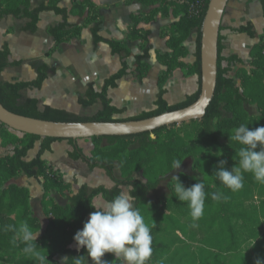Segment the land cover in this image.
<instances>
[{"label":"trees","instance_id":"1","mask_svg":"<svg viewBox=\"0 0 264 264\" xmlns=\"http://www.w3.org/2000/svg\"><path fill=\"white\" fill-rule=\"evenodd\" d=\"M32 0H0V20L12 16L16 19H28L30 23L26 30L32 33L37 32L40 22V14L53 12L62 17V22L50 30L51 36L57 46L70 42L81 35L82 28L92 25L91 29L94 45L107 44L114 56L122 59V68L115 75L105 81L103 90L97 92L94 84H90L79 103L91 107L101 103L102 109L91 118H83L65 110L39 106V100L23 96L24 90H41L48 78L49 67L42 65L38 67L37 77L30 82H1L0 81V102L9 111L25 117L47 120L52 122H123L139 121L159 116L161 114L183 109L193 104L200 95L201 89V29L210 0L205 4L199 14H196L193 6L198 0H137L146 7H158L151 12L131 18L132 27L127 41H140L142 54L136 57L137 68L133 76L141 83L150 71L149 65L150 32H141L137 29L140 23H150L156 19L158 13H168L173 8L174 15L178 21L170 26V34L166 36L168 53H157V60L166 67L159 77V93L155 102L156 109L151 112H144L139 116L117 119L116 116L123 115L126 109H119L112 105L108 98V90L118 87L117 82L130 76L126 59L131 52L127 41H107L101 37L102 19L98 6L91 0L74 4L71 10L61 8L63 0H49L38 8L31 10ZM264 18V0H260ZM77 13L80 17L87 15L88 19L84 26H72L69 23V16ZM222 29V27H221ZM238 34H246L255 38V32L251 24L234 30ZM196 33L195 40V62L188 66L183 60L188 56L184 44ZM223 46L221 35L219 38V62L218 82L215 97L207 110L205 118L201 121H192L183 124L181 127L174 125L155 130L152 133H143L125 137H95L90 139L94 144L91 155H87L83 147L79 145L80 140H67L73 147L69 158L73 161H82L90 171L101 169L114 183L111 189L105 186H98L88 190L81 186L75 194H72V185L66 183L57 175L43 160V155L50 152L52 144L65 140L41 138L34 135H23L20 137L9 132L8 128L1 124V137L4 146H15L13 154L0 159V264H34V261L27 257L22 248L24 245L17 241L14 246L11 232L3 231L9 224L19 226L27 222L33 231H39L40 237L35 243L42 249L41 253L47 256L48 264H60V258H67L66 264H74V258L84 256L86 259L87 250L83 247L80 251L73 249V239L78 230H82L84 223L89 219V214L95 211L91 205L101 197L105 202L111 200L123 187H130L129 195L140 212H147L152 206L150 195L157 191L162 183L178 169L172 170L171 163L179 159L181 167L188 161H192L197 172L201 175V181L205 182V190H208L206 200L210 201L212 188L218 187L227 199L218 201L222 213V221L228 231L230 244L224 252H233L236 249V228L246 229L249 223L253 222L262 229L261 219L264 220V184L256 181L251 173L245 172L243 187L232 191L223 186L216 178L215 171L221 160H225V168L231 170L238 166V152L240 145L232 141L233 130L240 124L249 126L252 130L264 126V39L256 44L252 51L253 62L250 70H244L241 77V84L237 85L230 77L232 69L243 61L238 56L225 58L222 55ZM10 50L8 47L0 50V77L9 66L19 67L22 62L10 63ZM226 63V66L224 65ZM38 63L34 64L37 67ZM188 69V75L198 77V90L195 94L188 96L180 104L170 106L165 95L167 90L165 84L173 76L175 71ZM249 108H254L250 112ZM41 142L39 151L32 161H27L30 151L36 148ZM259 150V148L257 149ZM119 166L120 178L115 175ZM180 167V168H181ZM21 175L36 180L42 179L41 185L44 190L41 205L47 219L46 225L35 217L31 203L30 191L8 183ZM180 182L187 188L195 184L198 177L185 173H179ZM214 186V187H213ZM256 192L261 198L255 217L251 218L241 210L230 208L233 205L242 207L244 198ZM56 194L65 199L66 204H60L53 195ZM162 212L160 206L155 209ZM261 216L262 218H260ZM238 219L237 224L232 220ZM251 221V222H250ZM241 223V224H239ZM256 229V230H254ZM249 231L251 240L256 239L257 228ZM158 231L152 228V249L153 254L148 264H170V246L158 237ZM107 264H122V261L115 260V254L105 253ZM226 256H218V264H225ZM264 262V258L262 259Z\"/></svg>","mask_w":264,"mask_h":264},{"label":"crops","instance_id":"2","mask_svg":"<svg viewBox=\"0 0 264 264\" xmlns=\"http://www.w3.org/2000/svg\"><path fill=\"white\" fill-rule=\"evenodd\" d=\"M83 1L63 0L60 7L71 10L74 4ZM91 1L97 4L98 7H102L101 37L107 41L117 42L127 41L132 27V16L137 17L159 7H146L137 0ZM47 2L48 0H32L31 10ZM258 8L261 9L260 16L257 15V12L255 14ZM176 21H178V17L174 15L173 8H170L168 13H158L154 21L140 23L137 26V29L141 32H150L149 40L152 46L149 60L151 69L141 83L133 76L137 68L136 57L142 54L141 43L140 41H127L131 55L126 59V62L131 75L119 80L117 88L109 89L108 98L111 100L113 106L119 109H126L124 114L129 118L156 109L155 102L160 89L158 85L159 77L166 71V67L157 60V53L165 54L169 52L166 36L170 34L169 29L171 24ZM61 22L62 17L57 16L55 13L43 12L40 14L37 32L32 33L26 30V26L30 23L28 19H16L12 16L1 19L0 50L5 47L9 48L11 53L10 63L22 62L19 67H7L2 76L4 77V82H30L36 79L38 67L46 65L50 70L42 89L24 90L22 92L23 96L39 100V106H42V109L45 106H50L55 109L69 108L77 112L80 109L78 103H76L78 97L86 94L91 83L94 84V89L97 92H101L105 81L122 68V59L120 56L112 55L111 49L107 44L100 43L98 46L94 45L91 32L93 24L83 27L81 35L77 38L57 46L50 34V30ZM69 23L72 26H82L84 19L76 14H71L69 16ZM248 24H251L253 27L255 32L254 39L246 34H238L234 31ZM258 31H261L260 34H262L260 38L264 37V18L260 0H230L224 14L220 33L223 46L222 55L225 58L239 55V52L224 55V52L231 47L232 41L245 44V46L236 44L237 49L241 51L240 53H244L245 51L250 53L255 44L250 46L249 43L257 39ZM195 40L196 33H192L191 37L184 44L188 51V56L183 62L190 66L195 62ZM36 63L38 65L34 67ZM177 73L180 74L177 75ZM149 82L153 84L151 91L148 90ZM164 87L167 90L164 97L166 102L170 106H174L184 102L188 96L197 92L198 77L196 75H184L181 74V70H177ZM67 112L72 113L69 110ZM72 114L76 113L73 112ZM1 128L0 123V159L11 156L15 149V146L3 145ZM8 130L12 134L23 137V134L14 132L9 128ZM40 145L41 142L36 145L34 150L30 151L26 159L27 161H32L36 157ZM51 149L50 152H46L43 155V160L62 174L68 171L73 177L78 173L75 166L79 165V163L85 164L82 161H73L69 158V153L72 152L73 147L67 140L52 144ZM61 164L66 165V168L61 169ZM63 177L65 178V176ZM9 185L28 189L30 191L31 207L33 206L34 190L38 189V196L43 197L44 194L41 183L34 178H28L26 175L12 179L8 183ZM106 185L105 187L108 189L114 187V183L110 180ZM98 200L103 199L98 197L95 200V204H97ZM39 201L41 204L42 198H39ZM39 212V214H36L33 211L35 217L44 222L41 218L42 216L45 217L42 205L39 208ZM76 244L75 242L74 245ZM82 248L83 246L77 250L80 251Z\"/></svg>","mask_w":264,"mask_h":264},{"label":"rangeland","instance_id":"3","mask_svg":"<svg viewBox=\"0 0 264 264\" xmlns=\"http://www.w3.org/2000/svg\"><path fill=\"white\" fill-rule=\"evenodd\" d=\"M49 1V0H48ZM97 5V4H96ZM74 6V5H73ZM72 6V8H73ZM98 6V5H97ZM100 10V15L102 19V7H98ZM260 16L261 9H257L255 14ZM78 15L76 12L73 13ZM79 16V15H78ZM80 17V16H79ZM84 19V24L87 21L88 17L85 15L84 17H80ZM84 24L82 26H84ZM259 28V26H258ZM261 31H258V36L255 41L249 43V45H256L259 43V40L264 39V37L260 38L262 34ZM236 43V41L231 42V47L229 50L224 52V55H228L232 52H239L237 55L242 61V64H238L235 66L231 73L230 77H232L237 85L241 84V77L244 70H250L252 68L253 56L252 51L254 46L252 47L250 53L245 51L244 53H240V49H237V45L245 46L244 43ZM237 44V45H236ZM249 46V47H250ZM245 49V48H244ZM226 66V63L224 64ZM190 66V65H188ZM188 73V69L184 68L181 70V74L186 75ZM180 73H177L179 75ZM188 75V74H187ZM4 77H0V81L4 82ZM93 84V83H91ZM152 82L148 84V90L152 89ZM59 98V97H58ZM81 98H85V95H80L76 103H78L79 111L75 112L71 109L67 108H58L61 110H66L70 112L76 113L78 116L83 118H91L94 117L100 110L101 105L98 102L94 106L87 107L83 106L79 103ZM180 104V103H179ZM177 105V104H176ZM42 109V106L40 107ZM250 112H254V108H249ZM117 119H125L129 118L127 115H118ZM183 125V124H182ZM182 125H178L181 127ZM79 144L85 149L87 155H91L94 149L95 144L89 140H80ZM39 146V145H38ZM50 166V165H48ZM61 169L66 168V165L61 164ZM78 170L77 175L73 176L71 173L64 172L63 174L57 171L53 166L50 168L60 176L66 183L72 185V194H75L77 190L81 186H85L88 190L96 188L98 186H105L109 182V178L105 175V171L96 169L94 171H90L86 164H81L75 166ZM70 171V170H69ZM185 173L191 176H196L201 180V175L197 172L194 167L193 162L190 160L184 164L181 168H179L174 174L169 176L161 185V187L151 193L150 199L152 206L149 207L147 212L141 213L145 219V223H147L150 227L152 224H155L154 229L158 231V237L161 241H164L171 248L169 252V258L171 259L170 264H218V256H226L227 260L224 262L225 264H256V261L259 259L262 261L264 258V220L261 219L262 229L259 230V225H255L253 222L249 223L248 227L244 230H240L239 227H235L236 234V249L233 252H224L225 248L230 244V238L228 237V231L226 226L222 221V213L220 210V205L218 201L214 200H205L204 206V214L198 221H193L190 216V210L187 206L186 202H181L175 197L174 192V184L175 181H171L173 176H178L179 173ZM115 175L120 178L119 166L115 170ZM111 181V180H110ZM39 183L42 182V179L38 180ZM107 186V185H106ZM214 187V186H213ZM122 189H128L129 193L130 187H123ZM209 190V189H208ZM208 190H205L206 197L208 196ZM218 191V187L215 189L212 188L210 191ZM38 189L34 190V198H33V206L32 209L36 214H39V208L41 207L39 198H42L40 195L38 196ZM56 200L61 204H66L65 199L60 198L56 194L53 195ZM261 202V198L259 195L254 192L252 195L248 196V198H244L242 207L229 206L233 209H238L246 213L248 217H255V211L258 210ZM105 201L98 200L97 207H101ZM160 206L164 210L162 212H157L156 207ZM262 218L261 216H259ZM44 221V225H46V219L44 216L41 217ZM238 219H233V224H237ZM193 223L197 224V227H193ZM241 224V223H239ZM257 228V232L259 233L256 239L251 240L249 237V231L251 229ZM256 230V229H254ZM39 238V236H38ZM82 246H78L77 244L73 246V248L80 249ZM62 257L60 258V264H64ZM102 259L105 261L106 257L103 256ZM88 264H94L91 258L87 259Z\"/></svg>","mask_w":264,"mask_h":264},{"label":"clouds","instance_id":"4","mask_svg":"<svg viewBox=\"0 0 264 264\" xmlns=\"http://www.w3.org/2000/svg\"><path fill=\"white\" fill-rule=\"evenodd\" d=\"M233 133L231 140L242 145L238 152V166L229 170L225 168L226 161L221 160L215 171L216 178L232 191L243 187L245 172L251 173L256 181L264 184V126L250 130L249 126L240 124ZM181 163L179 159H174L171 163L172 170L179 169ZM173 180L175 197L187 203L192 220L198 221L204 214V180H198L187 188L178 176H173L171 181ZM222 198L227 199L220 191L211 193V199L214 201H220ZM91 207L95 211L89 214L82 230H78L73 239L78 246L86 248L87 256L94 264H107L102 259L105 253L115 254V260L122 261V264H148L153 254L151 231L155 224L150 227L145 223L143 215L129 195V190L122 189L101 207ZM192 226L198 225L193 223ZM3 231L14 234L11 243L16 246L17 241H20L24 245L22 252L32 259L34 264H48L47 256L41 253L42 248L35 243L39 231H33L27 222L19 226L6 225ZM63 261L66 264L67 258H63ZM74 264H88V261L86 257L79 256L74 258ZM256 264L264 262L258 259Z\"/></svg>","mask_w":264,"mask_h":264},{"label":"water","instance_id":"5","mask_svg":"<svg viewBox=\"0 0 264 264\" xmlns=\"http://www.w3.org/2000/svg\"><path fill=\"white\" fill-rule=\"evenodd\" d=\"M230 0H210L201 29V89L198 99L188 107L139 121L52 122L18 115L0 102V123L10 130L41 138L89 140L95 137H125L152 133L205 118L218 82L219 38Z\"/></svg>","mask_w":264,"mask_h":264},{"label":"built area","instance_id":"6","mask_svg":"<svg viewBox=\"0 0 264 264\" xmlns=\"http://www.w3.org/2000/svg\"><path fill=\"white\" fill-rule=\"evenodd\" d=\"M204 4H205V0H198L196 2V5L193 6L194 11L196 12V14H199L201 12Z\"/></svg>","mask_w":264,"mask_h":264}]
</instances>
